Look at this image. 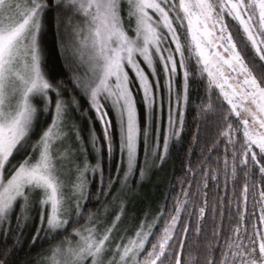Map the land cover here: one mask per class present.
I'll return each instance as SVG.
<instances>
[{
  "label": "snow or ice",
  "instance_id": "6c2138e0",
  "mask_svg": "<svg viewBox=\"0 0 264 264\" xmlns=\"http://www.w3.org/2000/svg\"><path fill=\"white\" fill-rule=\"evenodd\" d=\"M53 13L58 77L44 48ZM165 90L161 144L153 125ZM193 105V141L212 131L209 155L186 168L155 216L146 214L129 236L118 227L124 200L110 224L107 204L105 214L87 209L97 177V202L114 178L105 181L101 161L87 159L78 115L95 113L103 142L93 133L90 146L109 158L115 148L124 169L120 176L118 165L119 191L131 193L181 146ZM210 160L215 168L205 166ZM37 204L29 250L86 223L74 229L75 243L65 238L34 264H264V0H0V264L23 248L24 222ZM193 221L205 243H187Z\"/></svg>",
  "mask_w": 264,
  "mask_h": 264
},
{
  "label": "trees",
  "instance_id": "16d2710c",
  "mask_svg": "<svg viewBox=\"0 0 264 264\" xmlns=\"http://www.w3.org/2000/svg\"><path fill=\"white\" fill-rule=\"evenodd\" d=\"M44 48H45V56L47 61V67L50 71L52 76L58 77L61 72V59L60 54L57 49V43H56V20H55V13L49 16L48 22H47V31L44 36ZM196 88L199 89L198 92L192 93V100L198 103V96H202L204 94V88L203 85L197 83L195 85ZM141 114V120H144V114L143 109H140ZM84 118H82L85 122V126L91 119L92 123L96 126V133L99 135V129L96 125V121L94 119L93 113H87L83 115ZM196 112L193 108H190L186 112L185 116V128H184V136L183 140L181 141L180 147H174L171 149L170 155L167 159V161L163 164L164 167H166V181L164 182V186L161 190V194L159 195V203L164 205L165 203V197L171 195H174L175 192L179 191V180L184 177L185 170L187 167L191 166L194 170H196L199 166L200 160L203 158V156L209 155L208 149L212 145V138L213 133L212 131H209L208 133L202 132L200 134V142L197 144L193 141V136L196 133V122H195ZM47 125H45L46 127ZM189 146L192 148V152H189ZM182 149V150H181ZM218 154L216 149H213L211 155L215 157ZM219 154H223V149L221 147ZM115 156V155H114ZM93 161V160H92ZM101 163L104 173L105 181H107V178L111 175L113 178L115 176L116 170H117V156L112 157L111 159H107L105 154L101 156ZM206 167L211 166L213 168L216 167V164L214 161H208V163L205 165ZM222 166V164H221ZM221 181H223V177H221ZM176 185L175 190H173V185ZM187 186V185H185ZM113 187V185H112ZM111 187V189H112ZM107 188V184H105V190ZM99 190V177H97V180L92 183L91 186V192L93 194V198L88 202L87 209L91 210L93 212L97 211L99 207L102 205L104 200L106 199V196H100L99 202L96 200V194ZM109 190V189H108ZM223 194V192H221ZM228 194L231 195V189L229 186ZM249 208L251 209L252 204L251 201H249ZM161 208V207H160ZM155 209V206L153 210L156 211L160 210ZM154 211V212H156ZM17 212H19V208H17ZM13 227L15 228V217H13ZM25 223V226L23 227V236L21 239L23 240V248L18 252L17 255L14 256L12 261H10V264H26L27 260L31 258L33 255L40 252L44 247H46L52 240H45L43 243H37L36 246L32 247L29 250V243L31 241V238L33 234L36 232V229L40 226L37 222L36 213L33 214V218L30 220H27ZM84 223H86V219H81L78 224H70L66 231L59 232L56 236V238L62 237L64 235H68L70 231L76 228H80ZM194 228H195V222L193 221L192 225V231L189 233L187 237V243L191 244L193 241H197L199 243H205L206 241L203 238H197L194 235ZM212 226L211 224L208 225V233L209 238L211 236ZM11 243V241H9Z\"/></svg>",
  "mask_w": 264,
  "mask_h": 264
},
{
  "label": "rangeland",
  "instance_id": "374dc122",
  "mask_svg": "<svg viewBox=\"0 0 264 264\" xmlns=\"http://www.w3.org/2000/svg\"><path fill=\"white\" fill-rule=\"evenodd\" d=\"M141 66L145 67L146 72L150 71L147 69L145 65L142 64ZM84 70H85L84 68L81 69V71H84ZM128 71H129L130 77H133L134 73H132L130 69ZM150 79H153V78L150 76ZM161 84H163V72H161ZM158 95L163 99L164 109H163V112H161L160 108L157 107V115H156V119H155V123L153 127H157V126L160 127L161 144H162L163 131L167 128V92L165 90V91L158 93ZM137 100L138 101L140 100L139 94H137ZM40 107H42V105H40ZM143 114H144V111H143ZM109 115L112 116L114 119L113 113L110 112ZM93 116H94L96 125L100 132L99 135L96 133V128H95L96 126L91 122L92 121L91 119L88 122V126H87V123L85 126V122L82 119L84 118L83 115H78L75 122L80 128V137L83 140V147L87 149V153H86L87 159L91 162V164L95 165L97 160L101 161V156L92 150L90 143H89V139H90V136L94 133L97 137L100 138V142H103V130H102V124L96 117L95 113H93ZM71 143L74 149H77L80 147L79 142L75 141L74 139ZM114 155L117 156V168L119 165L120 166L119 175L122 176L124 169H123V166L120 165L119 156L115 152V148H114L112 157H115ZM105 156L107 159L112 158V157L109 158L106 153H105ZM75 159L77 163H82V161L85 159V154L77 152ZM140 159H141V163H143L144 161L143 144H141ZM65 163L67 167L72 166L70 160L66 161ZM150 163H151V160H149V164ZM74 176H75V173L73 172L72 177L74 178ZM116 177H117V170L114 176L113 187L110 190L108 189L105 190L107 191L108 194L106 195V199L104 200L102 205L99 207V210L101 211L102 214H105L104 205L105 204L108 205V209L105 215V222L110 224L111 221L114 219L115 215L117 214V212L119 211L118 205H119L120 200L121 199L124 200L125 201V211H124L123 216L121 217L118 227L122 230L121 234L126 233L127 235L130 236L135 233L137 228L140 226L141 221L145 220L146 214H148V219L150 220L153 216H155L159 212V210L156 211L155 209H159L161 207V204L158 201H159V195L161 194L160 192L164 186V182L166 181V167L162 166V167L151 170L148 174L146 182L143 183L142 185H137V183L133 182L131 185L133 191L131 193L119 191L121 188V184L119 182V179ZM114 196L116 197L115 201L113 200ZM154 206H155V209L153 210ZM39 211L40 209H39L38 204L34 206L33 208H31L29 212L28 220L33 218V214L36 213L37 222L40 225ZM76 229H79V228H76ZM73 231L74 229L70 231L68 235H64L62 237L56 238L53 241H51L40 252L33 255L31 258H29L26 264H34L39 253H44L46 252V250H50L55 245L60 244L61 241H64L65 238L71 239L73 243H75V240L77 238L73 236ZM44 264H47V262L45 261Z\"/></svg>",
  "mask_w": 264,
  "mask_h": 264
}]
</instances>
